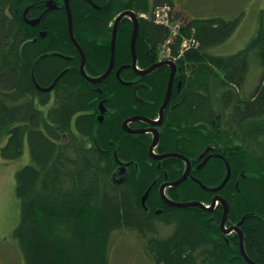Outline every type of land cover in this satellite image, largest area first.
Here are the masks:
<instances>
[{
    "label": "trees",
    "instance_id": "16d2710c",
    "mask_svg": "<svg viewBox=\"0 0 264 264\" xmlns=\"http://www.w3.org/2000/svg\"><path fill=\"white\" fill-rule=\"evenodd\" d=\"M48 1L0 0L1 156L6 161L17 160L24 155L26 146L30 154V163L16 173L21 220L14 236L25 263L110 264L111 236L127 229L149 238L147 244L154 264H248L240 255L238 240L234 249L215 242L213 232L219 229L212 230L207 219L215 210L170 205L171 212L165 215L174 230L167 238L156 237L153 226L160 217L151 216L142 205L150 183L127 179L118 184L116 177L113 178L116 161L109 152L97 148L94 134L98 145L102 144L103 149L106 145L111 150L110 141L117 140L118 131L107 125L95 131L99 123L92 122L95 116L90 108L100 95L92 91V87L109 88V94L115 92L114 88L123 90L118 97L121 94L130 97H125L126 101L121 98L123 109L132 100L131 89L117 82L114 75L98 85L83 77L79 69L81 57L74 53L69 38L65 9L59 16H47L44 23L46 21L48 27H44L51 32L48 38L62 46L60 52L71 58L47 56L38 63L36 77L41 86L49 87L65 63L74 60L76 69L60 78L52 96L50 92L36 89L32 69L35 61L46 55L47 38L39 37L38 26L26 23L24 12L28 6L37 4L27 17L39 18ZM97 1L108 5L107 0ZM81 3L82 0L70 1L75 37L86 49L91 76H101L110 62L113 32L110 24L118 15L130 9L140 14L154 6L173 5L171 0H111L109 6L97 10L89 3L87 7ZM237 26L238 21L234 19L192 18L189 21L183 36L195 39L198 47L176 61L181 74L176 78L180 77L183 82L179 100L185 98L180 108L166 114L179 129L183 122L186 125L211 124L216 120L211 136L218 137L219 150L231 146L228 163L232 170L228 184L218 194L229 204V218L244 219L242 232L248 256L255 263L264 264V9L259 15L257 33L248 47L231 55L211 52L228 40ZM58 28L62 30L59 34ZM133 30L134 23L127 19L118 29L116 67L130 61ZM171 35L169 28L155 23L154 18H139L136 50L143 68L155 64L160 57L159 50ZM95 39L107 43L97 46ZM181 41L178 38L176 44L170 46L171 58L179 57ZM254 60L259 62L263 73L253 93L245 97L241 91L245 89ZM158 73L161 76L154 77V84L164 95L171 72L167 69ZM186 146L180 149L181 155L189 150L190 144ZM132 147L133 143L127 141L123 149L128 151ZM146 158H142L139 167L156 169V161L152 160L150 165ZM174 160L177 162L173 167L182 169L183 161ZM130 169L134 170L135 166ZM218 169V173L214 172L217 182H209L201 176L207 187L223 183L228 168ZM207 178L211 180L210 176ZM151 187L146 203L148 209L158 198L157 186ZM170 194L176 202L194 200L209 204L214 193L190 181L187 188L172 189ZM216 216L221 218L222 210Z\"/></svg>",
    "mask_w": 264,
    "mask_h": 264
},
{
    "label": "flooded vegetation",
    "instance_id": "af4514ba",
    "mask_svg": "<svg viewBox=\"0 0 264 264\" xmlns=\"http://www.w3.org/2000/svg\"><path fill=\"white\" fill-rule=\"evenodd\" d=\"M110 1L111 0H107L106 4H108V5L103 6L102 4H98L97 0H82L81 5L83 7H87V3H89L90 5H93L94 7H96L97 10H103L104 8H106V6H109ZM152 1L155 2V0H152ZM171 2L173 3V5L166 4L164 6H159V7L169 8L170 17L173 20L177 21L179 24H181L182 27L185 29L187 27L189 21L194 17L192 16L190 19H188V18L184 19L183 15L179 11L180 10V8H179L180 0H171ZM65 5H66L65 0H63V1L62 0H55V3L53 6L56 8L49 11L44 16L42 23L38 26L40 38L46 39L49 37L48 31L44 27L47 25L46 21L44 23V19L49 15H50V18L55 17V16H59L61 14V12L64 11V9L66 11ZM46 9H47V5L45 4V8L42 11L41 15L46 11ZM128 11H133V10L130 9ZM133 12L140 18L139 13H137L136 11H133ZM66 14H67V11H66ZM49 19L47 21H49ZM115 19H114L113 23L110 24V27H112L113 32H114L113 25H114ZM125 19L132 22V20L130 18L126 17ZM124 20H122L120 22V25ZM120 25H119V27H120ZM47 27H48V25H47ZM42 32H46L47 35L45 37H42ZM113 32H112V35L110 38L111 52H112ZM117 33H118V31H117ZM70 40H71V38H70ZM104 43H107V41H105L103 39H96V41H95V44L97 46L104 45ZM71 44L73 46L74 53L77 56L81 57L78 48L75 46V44L73 43L72 40H71ZM83 51H84V53H86V49L85 50L83 49ZM116 51H117V41H116ZM130 52H131L130 53L131 54L130 61L124 62V64L120 65L119 67H116V59H115V67H114V69L110 75H114L115 79L119 83H121L119 80V77H118L119 68L121 66L131 65L133 63V54H132V50H131V45H130ZM44 53L48 54L51 52L45 51ZM56 53H60V52L56 51ZM51 54H53L56 57H60L61 59L64 58L62 56H58L60 54H58V55H55L54 53H51ZM67 56L69 58H71L69 55H67ZM136 56H137L136 69H134L132 67H128V68H125L124 70L126 71V69H129V71L125 72L123 70L120 73V78L123 81L131 83V85L129 86L130 88H128V89H131L130 91H131V95H132V100H130L129 106L125 109H123L121 107L122 101H121V98H118V94H119L118 91H123V90H121L119 88L118 89L114 88L113 91H115V92H113L112 94H109L110 90L108 88L104 90L101 87L90 86V87H92V91L98 92V94L100 95V102H104V106L106 108V111L104 113L102 120H100V115L102 114L101 109H100V103L98 104V108H96L98 113H95V111H93V113H91V114L95 116V119L97 121L96 123H99V125H97L95 131H97L100 128V126L107 125V126L113 127V125H116V127H114V128H115V130L118 131V138L116 141H113V140L110 141V144H111V146H113V144H115L114 145L115 146L114 153L117 152L119 159L124 164L132 163L131 165H129L126 168L125 174L121 175L120 174V170H121L120 165L115 162L118 166H117V171L116 172L114 171L112 173L113 178L116 177V179L118 181L121 178H123V182L120 184L125 183V181L127 179H129L130 181L133 180L136 182H138L140 180L149 182L150 183L149 186L150 185L151 186L156 185L157 191H158V198L156 197V200H154L152 202V205H151L152 207H150V209L147 208L146 210L149 212V214L151 216H153V217L157 216V217L161 218V217H163L162 215H165V214H168L169 212H171L169 207H168L170 205L167 202H165L162 198L161 188L165 187L164 192H165L166 196L170 200L176 202L175 199L170 194V191H172V189L177 188L179 191H181V190H183L189 186L190 181H193L197 185H199L196 180H200L204 184L205 182L201 179L202 175L204 177H209V176L211 177L213 172L218 173L220 171L218 169V167L219 168L225 167V169L228 168V160H229L228 155H231V146L228 145V147H226V150H222V149L219 150L220 148L217 145L218 137L213 138L211 136V134L214 133V130L216 127V120L214 122H212L211 124L208 122L207 123L206 122H196L193 125H189L191 127H196V128H198L201 125H205V126L209 125L211 127V129H208L205 132L206 133L205 134L206 143H205L203 148L201 147L199 149L198 148L199 146L192 144L191 142L189 143L190 144L189 150H188L189 152L184 153V156H187L190 159V163H191L190 176L182 184H180L178 186H172V183L176 182L177 180H179L183 176L184 172L188 168V163L185 160L181 159L183 161L182 169L180 168V170H178L177 168L173 167V165L176 164V162H177L174 159H180V158L171 156V157H167V158H163V159H157V158H154L151 154L153 153V154L158 155V156L165 155V154H171V153L180 154L179 153L180 149L184 150L185 145L183 147H178L179 144L182 143V140L184 141V135L180 132L181 139L174 138L175 135L171 134V133L174 132V129L176 130V133L179 132L180 129L178 128V126H176L175 123H174L175 125L172 124L171 116L169 118V116L167 115L170 112H174V110L180 108V106H181V104L185 98V97H183L182 99L179 100L181 93H183V91H180L182 88V83H183L181 78H180L181 74L178 73L180 70H179L178 64L176 62L177 73H176L174 84H173V90L171 92L170 100H169V102H168V104H167V106H166V108L162 114V117H161L160 111H161L163 105L165 104V101H166V98L168 95V91L166 89V91L164 92V95H162L163 91H159L158 88L155 87V84H154L155 78L154 77H156V76L160 77L161 76L158 73L160 70L166 71L167 69H170V72H171V66L170 65L161 66V67L157 68L156 70H154L153 72H150V73L145 74V75H143L142 72L148 70L149 68H151L152 66H154L158 63L166 62V61H170V60H167L168 58H165V59L159 58L155 61L154 65L150 66L149 68H143L139 64V56L137 55V50H136ZM64 59H66V58H64ZM81 59H82V57H81ZM87 61H88V58L86 60V70H87L88 74L90 75L91 73L88 70ZM110 61H111V57H110ZM171 61L173 62L174 60H171ZM109 64H110V62H109ZM109 64L106 67L105 72L108 69ZM80 66H81V64H80ZM73 69H76V64H75L74 60H71L70 62L65 63V65L63 66V69L60 71L58 76L62 72H64L65 70H67V72H68L70 70L72 71ZM170 75H171V73H170ZM177 76H180L179 77L180 79L179 78L177 79L176 78ZM110 78H112V77H110ZM125 79L128 81H126ZM169 79H170V77H169ZM169 79H168V82H169ZM54 80H56V79H54ZM135 87H137L136 91H135ZM55 89H56V87L52 91H56ZM52 94H53V92H50L51 96H52ZM186 95H187V93H186ZM114 96H116V97H114ZM129 98L130 97L128 96V99ZM94 105H93V107H95ZM121 120H123V121H121ZM152 121L156 122V124H152L151 123ZM186 124H187L186 122H183L182 126H184ZM119 128L121 129L120 131H119ZM95 133H97V132H95ZM157 134L159 137L158 144L151 151V147H152V145L156 139ZM94 140H95V143L97 144V148H99L100 150H103V152H109L110 151V149L108 147H106V145L104 147L106 149L102 148L103 147L102 144L98 145V143H99L98 137L95 134H94ZM127 141L133 143V147L131 149H129L128 151L126 149H123V147L126 148ZM192 142H195V140H192ZM229 149H230V151H229ZM145 152H147V156L145 155ZM119 154H121L122 156ZM124 158H126V160H124ZM137 158L139 159V161H135V159H137ZM142 158H146L147 159L146 163H149L150 165L152 164V160L156 161L155 163H157V168L156 169H154L152 167L149 169L140 168L139 165L142 164V162H141ZM206 159H207V162H205ZM203 163H205V164L203 165ZM132 165L135 166L134 170L130 169V167ZM201 165H203V166H201ZM227 172H228V170H227ZM217 195H220L221 197L225 198L222 194H218V193L215 194L214 193L212 196V201L209 204H211L213 202L214 197ZM191 201H194V200H191ZM146 203H147V201H146ZM209 204H207V205H209ZM215 207H216L214 209L215 211L213 210L214 215L209 216L207 218L209 221L208 224L212 230L213 229L216 230V228L219 229V231H216V232H219L220 238L215 239V242L218 245H221V246L226 245L225 247L228 246L229 249H234V244L238 240L237 243L239 245V252L241 255V244H240L241 243V236H240L239 232L234 229L237 226H239V228L243 231L242 223L240 222L241 220L235 221L231 217L229 218V215H228V218H227V220L223 226L224 205L222 202L217 201L215 204ZM220 210H222V216H221V218H218L216 215L219 213ZM159 220L160 219L158 218V220H156V222H158ZM230 229H231L230 232H226ZM245 242H246V239H245V235H244V247H245ZM245 249H246V247H245Z\"/></svg>",
    "mask_w": 264,
    "mask_h": 264
},
{
    "label": "rangeland",
    "instance_id": "374dc122",
    "mask_svg": "<svg viewBox=\"0 0 264 264\" xmlns=\"http://www.w3.org/2000/svg\"><path fill=\"white\" fill-rule=\"evenodd\" d=\"M155 8L157 7L154 6L152 11ZM179 8L184 19H190L193 16L196 19L223 18L238 21V26L234 34L224 43L211 50V52H214L216 55H231L248 47L251 39L257 33L259 15L264 9V0H180ZM143 13L147 12H141L140 14ZM169 19L171 18L169 17ZM64 21L67 22V19ZM170 28L169 30L171 31L172 38L165 42L159 50V58L168 57L171 52L168 51L169 49L171 50L170 46L176 44L178 38L182 39L179 48L180 58L182 56L184 57L187 52L195 50L198 47L197 41L193 38L189 39L186 37L189 41L185 44L186 39L183 38L185 37L183 35L186 30L182 28V26H179L177 21H173ZM61 31L62 30L58 28V34ZM189 32L191 33V31ZM49 33L51 34L50 31ZM194 33L193 30L192 35ZM131 37L132 34L130 33V38ZM93 42L95 43V41ZM44 44V49L46 51H62L60 43L50 38H47ZM68 52L69 51L66 49V53ZM177 59L179 60V58ZM262 73L263 68L259 62L257 60L252 61L249 76L245 83V89L241 91L242 96L249 97L253 93V90L259 84ZM121 92L122 91H118L119 95ZM124 92L126 93L127 91ZM125 97V95L121 94L118 98H122L126 101L128 97ZM99 103L100 99L93 101L95 107L90 108L91 113H93V111L98 113L96 108H98ZM92 122H96V119L92 120ZM113 127H116V125H113ZM208 129H211L209 125H201L198 128L184 125L180 128L179 132L176 133L174 129V132L171 134L175 135L174 138L179 139H181L180 132L184 135V141L182 140V143L179 144L178 147H183L185 145L184 148H186V143L191 142L199 146L198 148L200 149L201 147L203 148L206 143L205 132ZM192 140H195V142H192ZM110 148L109 154L114 159L115 146ZM124 160H126V158H124ZM29 163L30 154L27 146L21 158L11 161H6L2 158L0 149V264H26L22 250L15 239L14 232L21 220V203L16 195V173ZM117 166L116 164L115 172L117 171ZM202 177L204 176L202 175ZM205 179L209 182H213L212 180H215L214 172L211 176V180L207 177H205ZM217 181L215 180V182ZM153 229L156 231V237L167 238L172 234L174 227L171 225L170 220L167 219V216L163 215L158 222H155ZM213 235L214 239L220 238L219 232L214 231ZM147 239L149 238H143L140 233L127 229L114 232L110 240L112 246V250L110 251V264H154Z\"/></svg>",
    "mask_w": 264,
    "mask_h": 264
},
{
    "label": "water",
    "instance_id": "95a60500",
    "mask_svg": "<svg viewBox=\"0 0 264 264\" xmlns=\"http://www.w3.org/2000/svg\"><path fill=\"white\" fill-rule=\"evenodd\" d=\"M54 1L53 0H50L47 2V5L49 6V9L50 8H53L52 5H53ZM65 6H66V11H67V17H68V26H69V35H70V38L71 40L73 41V43L79 48L80 52H81V57H82V65H81V73L82 75L91 83L93 84H99V83H102L110 74L111 72L113 71L114 67H115V59H116V41H117V31H118V28H119V25H120V22L126 18V17H131L133 23H134V30H133V35H132V39H131V50H132V54H133V63L131 65H125V66H121L118 70V77H119V80L120 82L123 84V85H126V86H130L131 83L130 82H125L123 81L121 78H120V73L125 69V68H128V67H132L134 69H136V65H137V56H136V41H137V37H138V31H139V18L138 16L133 12V11H124L122 14H120L118 16V18L116 19L115 21V25H114V32H113V39H112V52H111V61H110V64H109V67L107 69V71L99 76V77H91L87 74L86 70H85V64H86V56L84 54V52L82 51V49L80 48L79 44L77 43V39L75 37V34H74V16H73V12H72V9H71V6H70V0H65ZM37 4L35 5H30L26 8L25 12H24V19L26 21V23H28L29 25H32L34 27L36 26H39L42 21H43V16H41L40 18H37V19H31V18H28L27 17V14L28 12L31 10V8L35 7ZM47 35L46 32H42V37H45ZM48 55H42L40 56L34 63V66H33V69H32V80H33V83L36 87V89L40 92H44V93H47V92H51L57 85L58 81L60 80V78L67 72V70H65L64 72H62L57 78L56 80L54 81V83L49 86V87H43L39 84L38 80H37V77H36V68H37V65L38 63L44 59L45 57H47ZM164 65H170L171 66V75H170V79H169V82H168V88H167V91H168V95H167V98H166V101H165V104L163 105L160 113H161V117H162V114L170 100V96H171V92L173 90V84H174V80H175V76H176V73H177V64L175 62H172V61H166V62H161V63H158L154 66H152L151 68H149L148 70L142 72L143 75L145 74H148L154 70H156L157 68L161 67V66H164ZM137 90V87H135V91ZM100 109H101V115H100V120L103 119V116H104V113L106 111V108L104 106V102H101L100 103ZM152 124H156V122L152 121L151 122ZM158 134L156 135V139L151 147V151L153 150V148L158 144ZM154 158H157V159H163V158H167V157H178L180 159H183L185 160L187 163H188V168L187 170L185 171V173L183 174V176L177 180L176 182L172 183V186H178L180 184H182L183 182H185L187 180V178L190 176V173H191V163H190V159L184 155H181V154H178V153H171V154H165V155H161V156H158V155H155V154H151ZM115 157H116V161L117 163H119L120 165V174L121 175H124L125 174V171H126V167L127 165H130V163L128 164H124L122 163L118 156H117V152L115 153ZM207 162V159L206 161ZM205 163H203L204 165ZM201 165V166H203ZM231 175H232V170H231V167L228 163V172H227V177H226V180L224 181V183L221 185V186H217V187H213V188H209L207 187L206 185L203 184L202 181L200 180H196L197 183L204 189V190H208V191H211V192H219L221 191L225 184L228 182V180H230L231 178ZM123 182V178H121L119 181L117 180V183L120 184ZM152 189V187H150L147 192L145 193V195L143 196L142 198V204L146 207V201L148 199V196H149V193H150V190ZM161 194L163 196V199L171 206H174V207H179V208H188V207H195V206H198V207H201V208H207V206L203 203V202H200V201H189V202H174L172 200H170L164 193V187L161 188ZM217 201H220L223 203L224 205V215H223V224L225 223V221L227 220V217H228V214H229V205L227 203V201L221 197L220 195H217L214 197L213 199V202L211 203V209H213L215 207V204ZM241 224V223H240ZM235 230H237L241 236V255L243 256V258L245 259V261L248 263V264H257L255 263L247 254L246 252V249L244 247V234L242 232V230L239 228V226H237L236 228H234ZM230 230L226 231V232H230Z\"/></svg>",
    "mask_w": 264,
    "mask_h": 264
},
{
    "label": "built area",
    "instance_id": "2783aa9c",
    "mask_svg": "<svg viewBox=\"0 0 264 264\" xmlns=\"http://www.w3.org/2000/svg\"><path fill=\"white\" fill-rule=\"evenodd\" d=\"M169 8L165 7V8H158L155 13H154V17H155V21L159 24H169ZM189 41V39L187 41H185V44H187Z\"/></svg>",
    "mask_w": 264,
    "mask_h": 264
},
{
    "label": "bare ground",
    "instance_id": "6f19581e",
    "mask_svg": "<svg viewBox=\"0 0 264 264\" xmlns=\"http://www.w3.org/2000/svg\"><path fill=\"white\" fill-rule=\"evenodd\" d=\"M49 1H50V0H49ZM53 1H54V3H55V0H53ZM54 3H53V5H54ZM46 5H47V3H46ZM53 5H52L53 8H50V9H49V6L47 5V9H46V11L41 15V16H43V18H44V16H45L49 11H51V10H53V9L56 8V7H54ZM33 8H34V7H33ZM27 15H28V14H27ZM41 16H40V17H41ZM40 17H39V18H40ZM153 18L155 19V17H153ZM36 19H37V18H36ZM118 29H119V28H118ZM77 43H78V42H77ZM75 46H76V45H75ZM79 46H80V45H79ZM76 47H77V46H76ZM77 48H78V47H77ZM80 48H81V46H80ZM81 49H82V48H81ZM78 50H79V48H78ZM82 51H83V49H82ZM79 52H80V50H79ZM83 52H84V51H83ZM84 54H85V53H84ZM80 55H81V52H80ZM81 56H82V55H81ZM226 177H227V176H226ZM225 180H226V178H225ZM225 180H224V181H225ZM224 181H223V183H224ZM228 182H229V180H228ZM228 182H227V183H228ZM223 183H222V184H223ZM227 183H226V184H227ZM222 184H221V185H222ZM226 184H225V186H226ZM221 185H220V186H221ZM225 186H224V187H225ZM164 188H165V187H164ZM146 192H147V191H146ZM164 193H165V192H164ZM149 194H150V193H149ZM144 195H145V194H144ZM165 195H166V194H165ZM148 197H149V196H148ZM162 198H163V196H162ZM163 200H164V199H163ZM164 201H165V200H164ZM226 201H227V200H226ZM165 202H166V201H165ZM227 203H228V202H227ZM228 205H229V204H228ZM144 207H145V206H144ZM145 208L147 209V206H146ZM200 208H201V207H200ZM215 208H216V207H214L213 209H211V206H208L207 208H201V209H204V210H207V211H210V212H211V211H213ZM229 212H230V207H229ZM228 215H229V214H228ZM227 218H228V217H227ZM243 221H244V219L241 221V223H242ZM225 222H226V221H225ZM223 226H224V224H223Z\"/></svg>",
    "mask_w": 264,
    "mask_h": 264
}]
</instances>
